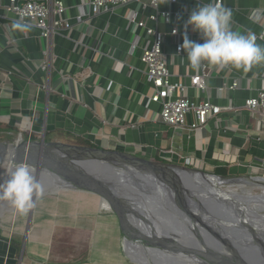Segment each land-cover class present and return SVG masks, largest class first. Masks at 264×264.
I'll use <instances>...</instances> for the list:
<instances>
[{
    "label": "crops",
    "instance_id": "0c3cea01",
    "mask_svg": "<svg viewBox=\"0 0 264 264\" xmlns=\"http://www.w3.org/2000/svg\"><path fill=\"white\" fill-rule=\"evenodd\" d=\"M60 1L71 27L46 39L30 21H22L31 25L28 32L14 30L16 19L5 10L8 0H0V123L14 126L17 133L27 129L36 139L44 130L50 140L68 142L72 140L65 139L69 135L94 146L132 151L151 159L181 163L191 158L197 161V168L212 171L216 166H227L235 173L249 172L250 167L254 172L264 170V122L256 114L244 109L223 110L202 129L187 132L162 123L159 104L147 103L150 86L140 54L149 41L144 30L129 19L135 16L165 32L176 27L181 44L185 32L190 40L202 43L200 34L186 26V21L192 10L211 0H161L160 9L176 14L171 23L148 20L153 9L136 2L93 16L89 0ZM223 4L232 10V30L254 34L256 43L264 46V0H223ZM135 35L139 39L131 49ZM163 53L170 79L181 80L187 86L184 94L191 100L207 98L222 107L239 108L264 88V64L247 71L231 65L221 70L204 61L194 70L186 52H176L170 35L165 37ZM204 70L206 88L190 86L189 76ZM234 77L239 80L238 87L219 92L218 88ZM80 200L88 202L81 211ZM99 201L90 193L73 190L40 195L29 226L28 213L4 210L0 214V264H131L123 257L128 248L117 244L121 234L116 218L115 223L112 212L99 208ZM96 218L109 227L102 228L107 234L97 241ZM112 226L119 235L112 232ZM79 233L88 239L80 243L85 245L84 257L74 259L66 250ZM112 239L117 246L114 255Z\"/></svg>",
    "mask_w": 264,
    "mask_h": 264
},
{
    "label": "water",
    "instance_id": "95a60500",
    "mask_svg": "<svg viewBox=\"0 0 264 264\" xmlns=\"http://www.w3.org/2000/svg\"><path fill=\"white\" fill-rule=\"evenodd\" d=\"M14 162L32 167L41 195L73 190L98 197L115 216L123 247L151 249L192 264H264L262 174L210 173L132 151L47 140L44 130L34 140L0 138L3 181ZM236 184L251 187L236 192ZM254 186L260 194H252ZM8 208L15 207L0 200V214Z\"/></svg>",
    "mask_w": 264,
    "mask_h": 264
},
{
    "label": "built area",
    "instance_id": "2783aa9c",
    "mask_svg": "<svg viewBox=\"0 0 264 264\" xmlns=\"http://www.w3.org/2000/svg\"><path fill=\"white\" fill-rule=\"evenodd\" d=\"M161 0H89L90 13L93 16L111 10L114 7L124 6L130 2H136L140 6L153 9V13L149 14L148 20L164 23H171L172 18L176 14L171 10L160 9ZM178 0H169L175 3ZM5 10L10 13L16 20L23 17V20L32 22L38 29L42 37L49 38L52 33L62 29H69L70 22L63 17L65 7L60 0L55 1H37V0H8ZM130 24L144 30L147 35L148 44L142 47L140 60L145 64V81L150 86V92L146 95L147 103L159 104L158 118L159 120L171 127L194 132L202 129L211 118H216L223 110H232L238 112L242 109L252 114H256L260 122H264V88H260L254 96L247 98L243 106L239 108L231 106H219L209 99H201L198 101L191 100L184 92L186 85L180 81H172L168 70L167 62L163 53V44L166 35L173 37L175 42V50L180 53L181 43L177 40L179 34L176 27H172L169 32L161 31L150 26L143 19L132 16L129 19ZM139 37L134 36L130 45L134 49L137 45ZM45 65H43V68ZM207 74L204 71L189 76V85L204 90L206 88ZM238 78L232 80L219 87V92L224 90H233L238 87ZM191 116V120L187 121V117ZM27 129L19 131L18 136H22ZM182 164L196 167L197 161L186 158L181 161ZM197 168V167H196ZM250 171L255 174L264 175V170L254 172L253 167Z\"/></svg>",
    "mask_w": 264,
    "mask_h": 264
},
{
    "label": "clouds",
    "instance_id": "9594fccd",
    "mask_svg": "<svg viewBox=\"0 0 264 264\" xmlns=\"http://www.w3.org/2000/svg\"><path fill=\"white\" fill-rule=\"evenodd\" d=\"M232 10L223 0L198 5L186 21L193 31L200 34L202 43L190 40L187 32L179 46L187 54L191 68L199 69L207 61L221 70L233 66L245 71L253 65L264 64V46L256 43L254 34H242L232 30ZM23 17L12 24L14 30L28 32L31 25L24 23ZM43 192L30 165L15 164L9 170L8 179L0 182V200L10 201L19 214H27L35 206V197Z\"/></svg>",
    "mask_w": 264,
    "mask_h": 264
},
{
    "label": "rangeland",
    "instance_id": "374dc122",
    "mask_svg": "<svg viewBox=\"0 0 264 264\" xmlns=\"http://www.w3.org/2000/svg\"><path fill=\"white\" fill-rule=\"evenodd\" d=\"M17 136H18V133L17 134H15L14 136H12V139H17ZM67 137L65 138L66 140H67V138H68V140L71 138L72 140L71 141H68V142H71V143H76V142H79L80 140L78 139V138H72L71 136H69V135H66ZM0 138H2V139H7V137L6 136H0ZM46 139L47 140H50L49 139V136H47L46 137ZM64 139V140H65ZM64 142H67V141H64ZM201 169H203V170H205L206 172H213L211 169H204V168H201ZM245 173H247V172H237L236 173V175H239V174H245ZM249 173H251V174H253L252 172H250L249 171ZM258 173V172H257ZM0 174H4V168H3V166H0ZM255 174V173H254ZM249 187H251V186H246V185H239V184H236L235 186H233L232 187V190H234V191H236V192H239V190H241V189H244V190H249ZM63 191V190H62ZM68 192H69V190H68ZM251 192H252V194L254 193V194H260L261 193V190L258 188V187H252V189H251ZM77 194V193H76ZM83 203V204H82ZM87 201H83V200H80V203H79V209H80V211H81V208H82V206H86L87 205ZM89 212L91 211V207H89L88 209H87ZM110 212V211H109ZM103 213H104V211H102V210H100V215L102 216L103 215ZM260 213H262V214H264V212H260ZM106 214V213H105ZM112 214V213H111ZM112 219H113V222H115V218H113L112 217ZM95 223H96V226H99V227H97V233H95V240L97 241V240H102V236H103V234H104V232H105V235L107 234L106 233V231L108 230V228L109 227H106V225H101V222H97V218L95 219ZM116 223V222H115ZM100 224V225H99ZM94 226H95V224H94ZM101 226V227H100ZM107 229L106 231H103V229ZM94 229V231H95V227L93 228ZM113 230H116V227H114V226H112V232H113ZM116 232H117V230H116ZM116 235H119V233L117 232L116 233ZM62 237V236H61ZM73 238V237H72ZM66 239V238H65ZM88 238L85 236V234H83V233H79L78 235H76L75 236V241H74V239H70L72 242V244L71 245H69V247L67 246V248H70V250H66L67 252H71L72 253V258H74V259H82L83 257H84V247H85V245L84 244H80V243H85L86 242V240H87ZM91 239V238H90ZM107 239V237H105L104 238V240H106ZM114 239V238H113ZM112 239V246H111V248H112V255H114L115 253H116V250H115V247H117L116 246V242H115V240H113ZM122 236H121V238H120V242H118L117 244H118V246H120V248L121 249H123V246H122ZM59 240H61V238H59ZM65 241H67V240H65ZM68 242V241H67ZM78 242V243H77ZM66 245V244H65ZM98 249H100V248H98ZM62 252H64V250L62 251ZM128 252V249H126V253ZM126 256V254H125V252L123 253V257H125ZM132 264H137V263H132Z\"/></svg>",
    "mask_w": 264,
    "mask_h": 264
},
{
    "label": "bare ground",
    "instance_id": "6f19581e",
    "mask_svg": "<svg viewBox=\"0 0 264 264\" xmlns=\"http://www.w3.org/2000/svg\"><path fill=\"white\" fill-rule=\"evenodd\" d=\"M3 179H4V174H0V182H3ZM199 181H201V180L199 179ZM198 188L204 194H206L210 197L212 196V193L210 191H208L207 189H202V186H199ZM66 194H68L67 191H66ZM246 194H249V193H246ZM247 196H249V195H247ZM89 200H91V199H89ZM92 201H94V200L92 199ZM252 205H256V204H252ZM259 206L260 205H256V207H259ZM94 207H95V205H94ZM99 208L106 209V204L102 201H99ZM106 210H108V209H106ZM11 216H14V215H11ZM111 217L115 218L113 215H111ZM229 226H230V224H229ZM225 227L227 228L228 226H225ZM235 232H238V230H235ZM126 247L128 248V252L126 253V250L124 251L126 254L125 257L131 264L132 263L151 264L152 262H154V263L156 262L157 264H192L191 262L187 261L188 260L187 258L184 259V258H180V257H174V256L169 255L167 253L157 252V251H154L151 249L142 250L139 247H134V246H130V245H127Z\"/></svg>",
    "mask_w": 264,
    "mask_h": 264
},
{
    "label": "trees",
    "instance_id": "16d2710c",
    "mask_svg": "<svg viewBox=\"0 0 264 264\" xmlns=\"http://www.w3.org/2000/svg\"><path fill=\"white\" fill-rule=\"evenodd\" d=\"M16 131L17 130H16V128L14 126L0 123V136L4 135V136L7 137V139H12V136H14V134H17ZM22 137L24 139H30V140L36 139V137L33 134L29 133V132L23 133ZM79 140L80 141L76 142V143L83 144V145H88V146H94V144H92L90 142H87V141L81 140V139H79ZM154 159L155 160H162V159H159L158 157H155ZM213 172L216 173V174H221V175H226L228 173H235V172L230 171V169H228L227 166H216L213 169Z\"/></svg>",
    "mask_w": 264,
    "mask_h": 264
}]
</instances>
